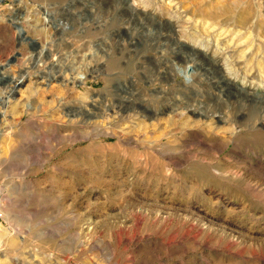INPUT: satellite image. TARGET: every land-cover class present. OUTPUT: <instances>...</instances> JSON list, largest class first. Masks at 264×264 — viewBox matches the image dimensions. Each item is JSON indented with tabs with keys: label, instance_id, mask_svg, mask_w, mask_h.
Masks as SVG:
<instances>
[{
	"label": "rangeland",
	"instance_id": "1",
	"mask_svg": "<svg viewBox=\"0 0 264 264\" xmlns=\"http://www.w3.org/2000/svg\"><path fill=\"white\" fill-rule=\"evenodd\" d=\"M0 66V264H264V0H0Z\"/></svg>",
	"mask_w": 264,
	"mask_h": 264
},
{
	"label": "water",
	"instance_id": "2",
	"mask_svg": "<svg viewBox=\"0 0 264 264\" xmlns=\"http://www.w3.org/2000/svg\"><path fill=\"white\" fill-rule=\"evenodd\" d=\"M13 27H14V29L16 30L18 37L20 38V37L23 35V31L21 30V27H19V26H17V25H13ZM19 38H18V39H19ZM28 41L30 42V44H29L30 47H32V48L35 47V48L32 49V50H35L36 47H37L36 44H35V42H34V41H31V40H29V39H28ZM18 44H19V43H18ZM15 56H16V57L19 56V53H16ZM14 60H15L14 57H13L12 59L8 60L6 66H8L9 64H11ZM2 68H3V67L0 66V70H1ZM2 79H7V78L4 77V76H2V77H1V80H2ZM20 84H21V82H17V83L14 85V87H13V89H12V91H13L14 93H15V89H16ZM20 86H21V85H20ZM13 92H12V94H13Z\"/></svg>",
	"mask_w": 264,
	"mask_h": 264
},
{
	"label": "bare ground",
	"instance_id": "3",
	"mask_svg": "<svg viewBox=\"0 0 264 264\" xmlns=\"http://www.w3.org/2000/svg\"><path fill=\"white\" fill-rule=\"evenodd\" d=\"M207 16V15H206ZM36 50V49H35ZM38 50V49H37ZM34 51L35 52V54L38 52V51ZM42 52H43V50L42 51H40V52H38L37 53V56L38 57H40V55L42 54ZM230 57V56H229ZM231 60H233V59H231ZM230 62H232V61H230ZM186 76V75H185ZM85 75L84 74H77V76L75 77V78H73V80H75L76 82H83L84 80H85ZM21 81H23V77H20L18 80H17V82H21ZM224 118H226V117H224ZM229 119V118H228ZM255 127V126H254ZM217 131V130H216Z\"/></svg>",
	"mask_w": 264,
	"mask_h": 264
},
{
	"label": "built area",
	"instance_id": "4",
	"mask_svg": "<svg viewBox=\"0 0 264 264\" xmlns=\"http://www.w3.org/2000/svg\"><path fill=\"white\" fill-rule=\"evenodd\" d=\"M0 221H1V216H0Z\"/></svg>",
	"mask_w": 264,
	"mask_h": 264
}]
</instances>
